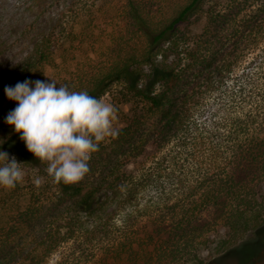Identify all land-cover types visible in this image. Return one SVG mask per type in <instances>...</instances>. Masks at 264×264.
<instances>
[{
  "label": "trees",
  "instance_id": "obj_1",
  "mask_svg": "<svg viewBox=\"0 0 264 264\" xmlns=\"http://www.w3.org/2000/svg\"><path fill=\"white\" fill-rule=\"evenodd\" d=\"M117 9L103 61L82 46L98 17L80 11L65 37H43L0 67V150L22 173L0 187V264H207L264 226V0ZM47 73L57 87L117 102L116 135L71 184L55 182L5 123L15 107L5 86Z\"/></svg>",
  "mask_w": 264,
  "mask_h": 264
},
{
  "label": "clouds",
  "instance_id": "obj_2",
  "mask_svg": "<svg viewBox=\"0 0 264 264\" xmlns=\"http://www.w3.org/2000/svg\"><path fill=\"white\" fill-rule=\"evenodd\" d=\"M57 84L49 78L6 85L5 96L15 107L5 116V123L20 135L29 152L48 162L47 172L55 182L71 184L89 171L87 162L99 142L116 135L111 125L117 110L87 91ZM18 165L0 150V187L12 188L21 180Z\"/></svg>",
  "mask_w": 264,
  "mask_h": 264
},
{
  "label": "rangeland",
  "instance_id": "obj_3",
  "mask_svg": "<svg viewBox=\"0 0 264 264\" xmlns=\"http://www.w3.org/2000/svg\"><path fill=\"white\" fill-rule=\"evenodd\" d=\"M110 1H115L114 10L102 5L100 0H0V67L15 66L43 37L53 33L57 38L65 37L80 11H84L85 16L98 17L89 26L88 38L82 42L83 48L89 50L86 56L91 61L105 60V54L101 53H105V47L112 40L111 34L120 30L122 16L117 8L124 3V0ZM52 75L47 73L45 78L38 80L52 79ZM102 100L116 107L112 95ZM216 217L213 208L203 214L214 239L224 234ZM59 259V255L52 257L53 261ZM207 264H264V226L230 249L214 255Z\"/></svg>",
  "mask_w": 264,
  "mask_h": 264
}]
</instances>
